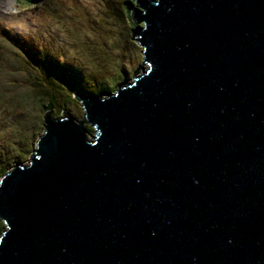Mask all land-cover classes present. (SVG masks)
Instances as JSON below:
<instances>
[{
  "label": "water",
  "instance_id": "water-1",
  "mask_svg": "<svg viewBox=\"0 0 264 264\" xmlns=\"http://www.w3.org/2000/svg\"><path fill=\"white\" fill-rule=\"evenodd\" d=\"M141 64L44 114L0 176V264H264V0H140ZM138 68L139 72H138Z\"/></svg>",
  "mask_w": 264,
  "mask_h": 264
},
{
  "label": "trees",
  "instance_id": "trees-1",
  "mask_svg": "<svg viewBox=\"0 0 264 264\" xmlns=\"http://www.w3.org/2000/svg\"><path fill=\"white\" fill-rule=\"evenodd\" d=\"M37 1L40 2V8H46L55 20L72 24L68 19L65 21L62 16L65 13L58 5L51 6L49 4L51 0ZM108 1L110 2V6H108L111 9L110 13L119 20L124 19V16H129L130 12L132 16V8H136L140 2V0H137L136 5H133L131 0ZM81 12L85 13L83 16L88 14L83 8ZM79 18L81 17L79 16ZM87 20L95 23L93 19L89 18ZM1 30L5 37H0V97L7 103L16 98L15 101L19 102V107L16 110L9 107L0 116V127L6 124V127H8L9 125V130L0 133V176L7 167H10L11 157H13L12 162L23 161L26 154L30 152L37 138L36 136H38L37 134L43 129V118L46 112L49 113L50 111L51 116H58V112L62 110L70 112L73 109V97L76 94L105 95L107 92L113 91L117 83L127 80L126 76L129 72L135 73L138 67L129 65L131 67L129 71L124 65L121 67L120 64H117L116 73L107 72L103 65L91 60L90 57L95 56L94 49L86 52L87 48L77 41V46L80 47L79 51L85 55L84 62L92 68H89L90 71L93 72L97 67L102 70V73L97 74L99 77L95 80L92 76H82L71 61L64 60L61 49L58 50L59 56L50 54L52 51L57 50L53 47L55 44H50L47 49H44L38 43H32L20 35L15 36L7 27ZM98 42L100 41L98 40ZM104 47L109 49L106 46ZM113 54L116 53L113 52ZM25 57L30 61L29 65L26 64ZM113 57L114 55L111 54L108 58L109 62H114L112 61ZM91 64H94V66ZM76 98L78 97L76 96ZM83 120L86 125L81 119L77 118V121L81 122L86 128V133L91 134L93 127L88 125L85 118ZM13 124L14 127H17V130L12 129ZM2 227L3 222L0 219V230Z\"/></svg>",
  "mask_w": 264,
  "mask_h": 264
},
{
  "label": "rangeland",
  "instance_id": "rangeland-1",
  "mask_svg": "<svg viewBox=\"0 0 264 264\" xmlns=\"http://www.w3.org/2000/svg\"><path fill=\"white\" fill-rule=\"evenodd\" d=\"M131 1L133 5H136L137 0ZM39 3L40 2H36V0H0V37H5L1 29L7 27L15 36L20 35L22 38H26L32 43H38L42 45L44 49H47L50 44H55L53 47L57 50L52 51L50 54L59 56L58 50L61 49L63 57L65 58L64 60L71 61L82 76H92L95 80L99 77L97 74L102 73V70L97 67L93 72L90 71L92 68L84 62L85 55L79 51L80 47L77 46V41L81 42L83 46L87 48L86 52H90L94 49L95 56L90 57L91 60L99 65H103L107 72L116 73L117 64H120L121 67L124 65L130 71L132 66H138L142 63L140 62L142 56L140 51L141 45L132 35V28L136 26L137 22L134 20V17L130 15L131 12L129 16H124V19L119 20L110 13L111 9L108 8L110 2L108 0H51L49 4L51 6L58 5L62 12L65 13L62 15L65 21L68 19L72 23L69 24L64 21L60 22L59 20H55L54 16L48 13L46 8H40ZM82 8L88 13L87 16H83L85 13L81 12ZM78 15L81 18H79ZM89 18L93 19L95 23L87 20ZM47 39L52 41H48ZM97 39L101 43L98 42ZM104 46L109 48L112 52ZM63 47L65 48L64 50ZM112 47L113 49H111ZM113 52L116 54H113ZM111 54L114 55L112 59L114 62H109L108 58ZM25 60L26 64L29 65L30 61L26 57ZM91 65L94 66V64ZM129 65L132 66L129 67ZM139 69L140 68H138V72ZM136 73L137 72H129L126 76L127 80L132 79ZM62 88L65 90L63 86ZM113 89H115V87ZM105 95H107V93ZM15 100L16 98L11 99L9 103H7L0 97V116H2L9 107L13 108V110L18 109L19 102ZM66 112V110L59 111L58 115H63ZM70 112L74 120L77 121V118L81 119L86 125V122L83 120L81 101L76 98V95L73 97V109L70 110ZM6 125L0 127V133L9 130V125L8 127H6ZM88 125L91 126L90 124ZM12 129L17 130V127H14L13 124ZM41 131L42 129L39 133ZM29 155L30 152L23 158V162ZM12 159L13 157H11V165L13 164Z\"/></svg>",
  "mask_w": 264,
  "mask_h": 264
}]
</instances>
